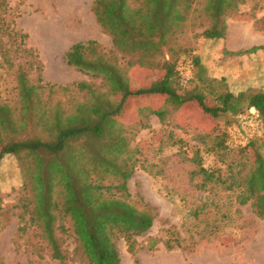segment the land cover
Wrapping results in <instances>:
<instances>
[{
    "label": "trees",
    "instance_id": "obj_1",
    "mask_svg": "<svg viewBox=\"0 0 264 264\" xmlns=\"http://www.w3.org/2000/svg\"><path fill=\"white\" fill-rule=\"evenodd\" d=\"M244 2L94 0L92 8L97 22L111 34L115 49L129 60L121 65L119 57L96 40L74 43L65 52L67 64L102 79L107 90L77 82L73 85L86 92L83 99L72 104L61 99L53 104L48 94L45 96L46 90H68L70 85L33 80L22 64L12 59V50L5 47L2 35L20 39L16 50L33 51L25 47L26 33L11 26L6 0H0L2 62L8 67H19L18 103L13 106L0 101V163L6 154L29 160L22 162L27 181L19 198L23 212L18 231L19 237L33 231L32 245L36 248L33 252L62 264H122L121 239L131 253L136 252V237L153 227L159 210L143 196L136 197L130 192L128 180L144 159L139 156L140 145L133 146L131 154L130 127L119 122L143 99L151 104L162 101L163 105L153 106L146 116L157 115L163 125L170 124V118L178 110L195 105L217 122L197 134L195 138L204 148L194 147L193 156L188 157L196 164L191 175L192 179L199 178L195 188L200 194L191 204L183 199L187 216L199 229L193 230L188 239L175 226L164 227L162 236L149 239V249H155L159 242L168 250L186 249L204 239L230 235L228 226L234 224L247 204L264 219V134L243 147L232 148L228 144V127L251 107L259 111L264 126V89L250 88L236 93L227 87L224 77H203L205 67L197 55L192 56L194 72L186 77L180 68L186 59L180 60L170 45V37L184 33L186 22L194 14L195 18L206 17L209 21L201 36L225 37L227 17L238 14ZM260 49L264 45L245 52ZM169 52L173 53L168 55ZM134 63L156 68L159 78L138 83L134 75L132 82ZM111 96L118 97L117 101ZM132 98L133 106L129 107ZM117 124L119 132L108 134ZM135 125L147 126L142 118ZM37 130L46 131L48 137L34 133ZM171 140V145L181 143V151L186 145L174 135ZM232 149H238L237 155H232ZM158 150H163V143ZM203 152L216 155L224 167L206 166ZM2 200L0 194V212Z\"/></svg>",
    "mask_w": 264,
    "mask_h": 264
},
{
    "label": "rangeland",
    "instance_id": "obj_2",
    "mask_svg": "<svg viewBox=\"0 0 264 264\" xmlns=\"http://www.w3.org/2000/svg\"><path fill=\"white\" fill-rule=\"evenodd\" d=\"M93 2L94 0H6V14L9 22L13 23L11 26L26 33L25 47L33 51L16 50L20 39L2 35L5 47L12 50V59L17 64H22V68L33 80L40 78L43 82L70 85L68 90H46L45 96H49L48 99L53 104L61 99L70 100L71 104L76 99H83L86 92L73 85L77 82H87L101 91L107 90L102 79L67 64L65 52L74 43L96 40L107 50L113 51L119 57L121 65H126L129 60L115 49L111 34L97 22ZM195 17L196 14L192 15L186 22L184 33L170 37V45L176 50V55L180 60L186 59L180 67L182 74L186 77L192 75L195 69L192 56L197 55L205 67L203 77H224L227 87L236 93L250 88L264 89V49L245 52L253 46L264 45V0H245L238 14L227 17V33L221 39L201 36L200 33L208 26L209 21L206 17ZM179 47L187 49L179 50ZM171 53L173 52L168 55ZM34 59L36 62H33ZM134 64L130 74L132 82L134 75L138 83L159 78L156 68ZM18 70V66L4 65L0 52V101L13 106L18 103ZM110 98L117 101L118 97ZM161 103L162 101L151 104L149 100L143 99L133 106L132 98L128 105L135 107L133 112L119 122L130 127L128 136L131 138V154L133 155V146L140 145L139 156L144 159L143 162H138L128 180L130 192L136 197L143 196L159 210L153 227L136 237V252L131 253L126 241L120 240L122 264H264V219L253 212L250 204L243 206L234 224L228 226L230 235L204 239L195 247L189 246L186 249L168 250L161 242L155 249L148 248L149 239L162 236L164 227L173 225L186 237L193 230L199 229L193 225V219L187 216L188 208L183 199L186 198L187 203L191 204L200 194L195 188L199 178L192 179L191 175L196 164L188 157L193 156L194 147L204 148L195 138L197 134L217 125L216 120L202 113L197 105L178 110L170 118L171 123L166 125H163L157 115L146 116L153 106L160 107L163 105ZM141 118L147 124L146 127L135 125ZM119 128L120 124H117L116 129L108 134L116 135ZM34 133L48 137L44 130ZM172 134L186 142L182 151L181 143H169L172 141ZM108 138L110 137L107 140ZM161 143L163 150L159 151ZM237 151L238 149H232L230 152L237 155ZM203 156L206 166L224 167L216 155L203 152ZM22 162L29 163V160L6 154L0 163V194L3 199L0 212V264H62L48 255L40 256L38 252H33L36 248L32 245L35 242L32 230L19 237L18 227L23 212V207L19 206V198L24 193L23 186L27 181V170ZM202 227L203 224L200 229ZM186 243L189 245L190 242Z\"/></svg>",
    "mask_w": 264,
    "mask_h": 264
},
{
    "label": "built area",
    "instance_id": "obj_3",
    "mask_svg": "<svg viewBox=\"0 0 264 264\" xmlns=\"http://www.w3.org/2000/svg\"><path fill=\"white\" fill-rule=\"evenodd\" d=\"M236 124L229 128L228 144L232 148L247 145L252 138L264 134L263 120L258 110L251 107L247 113L239 115Z\"/></svg>",
    "mask_w": 264,
    "mask_h": 264
}]
</instances>
